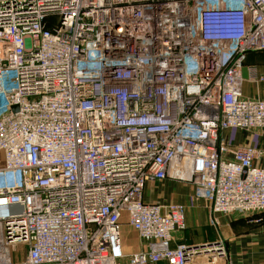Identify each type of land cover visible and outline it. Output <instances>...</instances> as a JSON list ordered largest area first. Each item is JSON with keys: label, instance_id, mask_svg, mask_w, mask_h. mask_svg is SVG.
Returning <instances> with one entry per match:
<instances>
[{"label": "built area", "instance_id": "built-area-1", "mask_svg": "<svg viewBox=\"0 0 264 264\" xmlns=\"http://www.w3.org/2000/svg\"><path fill=\"white\" fill-rule=\"evenodd\" d=\"M263 50L264 0H0V264H189L187 207L144 197L171 168L214 225L264 211L257 149L221 135L264 130Z\"/></svg>", "mask_w": 264, "mask_h": 264}, {"label": "crops", "instance_id": "crops-1", "mask_svg": "<svg viewBox=\"0 0 264 264\" xmlns=\"http://www.w3.org/2000/svg\"><path fill=\"white\" fill-rule=\"evenodd\" d=\"M255 68L256 77L253 78L251 68ZM242 93L245 97H258L264 99V50L253 51L247 54L245 64L242 69ZM222 137L230 143L233 148L243 145L253 146L257 149L258 155L254 158V163L264 166V130L242 131L230 129L222 132ZM145 200L149 202L160 201L164 203L183 204L187 207L186 220L187 230L192 227L206 226L211 222L212 213L209 204L202 197L196 194L195 187L190 180L179 179L174 176L173 168L170 169L169 176L164 180L148 181ZM201 214V219H199ZM252 213L244 214V216ZM236 215L233 219V226L227 225L224 235L231 244V257L235 264H264V216L256 221L251 215L248 217L247 224L245 217ZM223 222L229 219L221 217ZM186 229L175 233V242L198 245L203 240H195L189 237ZM132 229L128 230L132 234ZM186 231V232H185ZM136 233V232H135ZM137 240L138 248L141 247L137 235L132 234Z\"/></svg>", "mask_w": 264, "mask_h": 264}, {"label": "rangeland", "instance_id": "rangeland-1", "mask_svg": "<svg viewBox=\"0 0 264 264\" xmlns=\"http://www.w3.org/2000/svg\"><path fill=\"white\" fill-rule=\"evenodd\" d=\"M252 217L256 218V221L260 217L264 216V211H258L250 214ZM250 215L244 216L245 222L247 224L248 218ZM236 215L226 217L229 219L228 222H223L221 217H219L220 223L217 225L212 224L209 221V224L201 227H192L190 230H187V235L195 240L200 238L203 240V243L198 244L199 249L197 254L193 257L189 264H235L231 257V244H229L228 239L224 235V230L227 225L233 226V219ZM199 219H201V214H199ZM233 218V219H232ZM123 224V239L127 247V251H135L138 248V242L132 234H136L135 231H132V234L128 230L132 229L124 220ZM249 222V221H248ZM250 223V222H249ZM133 230V229H132ZM185 231V232H186ZM226 231L227 228H226ZM22 248L21 244L18 246V251Z\"/></svg>", "mask_w": 264, "mask_h": 264}, {"label": "water", "instance_id": "water-1", "mask_svg": "<svg viewBox=\"0 0 264 264\" xmlns=\"http://www.w3.org/2000/svg\"><path fill=\"white\" fill-rule=\"evenodd\" d=\"M14 108L17 109V106H15ZM196 246H198V245L196 244Z\"/></svg>", "mask_w": 264, "mask_h": 264}]
</instances>
